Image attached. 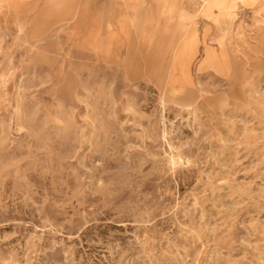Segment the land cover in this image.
I'll list each match as a JSON object with an SVG mask.
<instances>
[{
    "label": "rangeland",
    "instance_id": "374dc122",
    "mask_svg": "<svg viewBox=\"0 0 264 264\" xmlns=\"http://www.w3.org/2000/svg\"><path fill=\"white\" fill-rule=\"evenodd\" d=\"M0 264H264V0H0Z\"/></svg>",
    "mask_w": 264,
    "mask_h": 264
}]
</instances>
